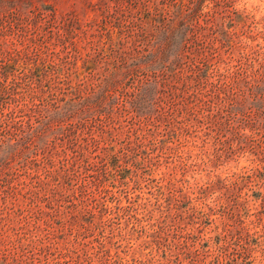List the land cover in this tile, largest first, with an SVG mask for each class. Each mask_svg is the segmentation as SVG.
Masks as SVG:
<instances>
[{
  "label": "rangeland",
  "instance_id": "374dc122",
  "mask_svg": "<svg viewBox=\"0 0 264 264\" xmlns=\"http://www.w3.org/2000/svg\"><path fill=\"white\" fill-rule=\"evenodd\" d=\"M99 1L0 0L6 81L28 83L42 96L60 81L74 85L75 70L85 74L82 60L93 57L107 32L116 36V17L130 19L112 2L97 9ZM200 11L221 15L228 39L205 38L207 75L193 87L206 95L196 93L185 110L159 120L121 114L119 124L77 140L73 167L53 154L41 187L1 194L0 257L32 253V264H264V0H205ZM19 90V103H27ZM167 100L158 103L164 111Z\"/></svg>",
  "mask_w": 264,
  "mask_h": 264
},
{
  "label": "trees",
  "instance_id": "16d2710c",
  "mask_svg": "<svg viewBox=\"0 0 264 264\" xmlns=\"http://www.w3.org/2000/svg\"><path fill=\"white\" fill-rule=\"evenodd\" d=\"M150 1L97 2V9L112 2L123 19H130L120 23L116 17V36L107 32L93 57L82 60L85 74L76 69L74 85L70 80L64 84L60 81L61 85L48 89L42 96L28 83L7 82L9 71L2 66L0 195L15 196L20 192L19 186L41 187V175L46 178L52 173L53 154L63 155L69 168L73 167L77 161V140L86 142L92 139L94 131L103 132L108 124H119L116 117L121 114H130L137 122L159 120L175 108L185 110L196 93L206 95L193 85L203 84L207 75L210 60L207 55L210 47L205 43L207 35L228 41L222 16L215 18L212 12H201L205 0ZM124 8L129 9L126 14ZM133 9L135 12L131 14ZM86 75L91 76L90 83L85 81ZM20 87L28 96L27 103H19L23 97ZM166 96L164 111L158 103ZM69 150L72 154L67 156ZM68 170L66 167L65 172ZM22 177L27 179L25 183L20 180ZM49 191L56 194L53 189ZM25 194L48 201L46 194L40 196L30 190ZM32 257V253L28 257L21 254L11 261L0 257V264H32Z\"/></svg>",
  "mask_w": 264,
  "mask_h": 264
}]
</instances>
